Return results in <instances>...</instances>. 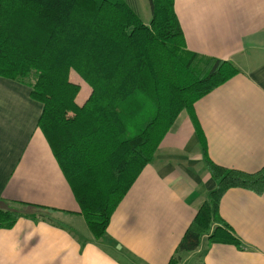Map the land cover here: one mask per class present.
<instances>
[{"label":"crops","instance_id":"1","mask_svg":"<svg viewBox=\"0 0 264 264\" xmlns=\"http://www.w3.org/2000/svg\"><path fill=\"white\" fill-rule=\"evenodd\" d=\"M173 9L188 51L239 71L194 104L210 160L258 171L264 167V0H174ZM80 92L78 105L90 89ZM41 112L29 88L0 78V210L25 213L0 230V264H168L215 187L188 115H178L114 211L106 238L97 241L37 127ZM19 203L60 212L43 217ZM218 213L240 248L203 236L179 264H264V192L229 189Z\"/></svg>","mask_w":264,"mask_h":264},{"label":"trees","instance_id":"2","mask_svg":"<svg viewBox=\"0 0 264 264\" xmlns=\"http://www.w3.org/2000/svg\"><path fill=\"white\" fill-rule=\"evenodd\" d=\"M147 2L145 23L129 0H0V78L29 88L30 98L42 105L37 127L97 241L106 238L114 211L178 115H188L215 187L168 263L179 264L203 236L240 248L219 216V201L233 188L261 195L264 167L246 173L210 160L194 104L239 71L229 61L186 49L174 0ZM71 70L90 89L82 105ZM18 206L43 217L60 212ZM23 215L0 210V230Z\"/></svg>","mask_w":264,"mask_h":264},{"label":"rangeland","instance_id":"3","mask_svg":"<svg viewBox=\"0 0 264 264\" xmlns=\"http://www.w3.org/2000/svg\"><path fill=\"white\" fill-rule=\"evenodd\" d=\"M129 4L131 5V7L136 10V12L139 14V16L141 17V19L145 22L146 18L148 16H150V12H149V7H148V2L147 0H129ZM147 16V17H146ZM70 80L72 82H75L73 80L77 79L78 84L81 87V94L83 95L84 90L88 88V86L80 79V77L74 72V71H70L69 74Z\"/></svg>","mask_w":264,"mask_h":264}]
</instances>
